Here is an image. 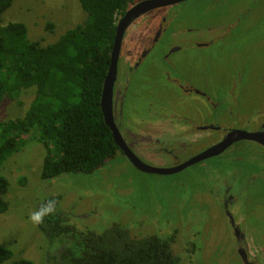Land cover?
Segmentation results:
<instances>
[{
    "label": "rangeland",
    "instance_id": "rangeland-1",
    "mask_svg": "<svg viewBox=\"0 0 264 264\" xmlns=\"http://www.w3.org/2000/svg\"><path fill=\"white\" fill-rule=\"evenodd\" d=\"M164 9L173 19V29L198 30L164 36L144 59L128 88L121 130L135 145L134 133L144 132L146 149L131 145L134 151L146 163L169 167L204 150L225 128L256 130L264 121V0H186ZM85 16L80 0H14L2 22H24L30 39L48 44ZM152 18L146 15L143 21ZM230 24L234 26L211 46L173 52L176 69L166 63L165 42L216 38L219 27ZM167 73L176 77V83L166 79ZM183 79L203 89L210 99L183 93L177 86ZM34 95V88H28L20 95L21 102L5 100L0 119L21 114ZM195 124L221 129L214 137L188 143L187 149L186 141H172L174 134ZM166 137L170 138L163 150L152 152L162 148ZM45 155L43 143L29 141L2 165L10 181L6 194L10 203L0 213V244L14 254L2 264L21 257L45 264L50 251L61 247V241L49 243L31 218L38 204L56 193L62 195V209L80 228L102 232L120 223L137 237L174 234L172 248L184 264H245L222 203V193L230 185V195L236 199L229 205L234 219L245 231L264 239V204L248 200L252 195L264 201V146L254 141L237 140L221 153L172 174L142 171L119 150L91 173L63 172L45 180L41 177Z\"/></svg>",
    "mask_w": 264,
    "mask_h": 264
},
{
    "label": "trees",
    "instance_id": "trees-1",
    "mask_svg": "<svg viewBox=\"0 0 264 264\" xmlns=\"http://www.w3.org/2000/svg\"><path fill=\"white\" fill-rule=\"evenodd\" d=\"M13 1L0 0V104L21 102L19 97L28 88H34L35 95L21 114L0 119V213L10 203L6 198L10 181L2 165L29 141L37 140L46 148L41 171L45 180L63 172L91 173L122 151L100 102L117 18L129 0H80L85 20L48 44L30 39L24 22L3 25L2 15ZM61 201L62 195L56 193L37 206L40 212L54 203V211L38 226L49 243L61 241L45 264H184L172 248L174 234L137 237L120 223L102 232L80 228ZM13 256L10 247L0 244V264ZM11 264L38 263L21 257Z\"/></svg>",
    "mask_w": 264,
    "mask_h": 264
},
{
    "label": "flooded vegetation",
    "instance_id": "flooded-vegetation-1",
    "mask_svg": "<svg viewBox=\"0 0 264 264\" xmlns=\"http://www.w3.org/2000/svg\"><path fill=\"white\" fill-rule=\"evenodd\" d=\"M144 0H129L128 6L124 12V14L127 12L128 9L134 7L139 2ZM186 0L173 2L170 4H162V2H166V0H160L159 3H161L159 6L154 7L141 15L137 16L135 19L132 20V22L128 25L126 28L122 40L120 49L118 52V59H117V72H116V79L114 82V96H113V114H114V120L122 134L123 139L126 141L128 146L134 151L133 147H137L138 150L141 148L146 149V147H143L144 144L147 142L148 136L144 132H136L134 133V136L136 138L137 144L135 145L134 142L132 144L130 143V138L123 135V132L121 130L122 125V115L124 112V106L126 103V98L128 96V88L131 85L132 82V76L134 72H136L140 65L143 63L144 59L149 56V54L156 48L157 44L160 43L164 36L165 38L172 37L173 34H180L181 36L189 35L188 32H194L198 29L196 28H190V27H183L181 29H173L171 24L173 22V19L169 17L168 12H165L164 8H168L174 5H178ZM163 9L161 13L158 14V11L160 9ZM120 14L117 18V22L119 19L124 15ZM146 15H152L153 18L150 22L146 23L143 21L144 16ZM162 16V18H160ZM140 18H142L140 21H138ZM230 25H224L220 26L218 29V36L215 38H209L207 40H201L197 38H189L183 40L181 42L173 41V42H165L166 47H164L165 52V61L167 64L171 66L172 69H176V65L173 64L174 60H171V55L175 51H183V50H189L190 47L194 46L197 48L201 47H208L211 46L217 38H222L233 26ZM183 33V34H181ZM116 35V34H115ZM167 40V39H165ZM113 49V48H112ZM112 55V51H111ZM166 79L170 82L176 83L177 79L176 77H172L169 73L166 75ZM178 88L182 90L183 93L188 95L189 93H195L204 96L208 100L210 99V95H208L207 92L203 91L200 87L196 86L195 84L188 82L183 79V82H180L178 85ZM121 117V118H120ZM264 121L262 124H260L256 130H246L248 132H259L263 129ZM221 129L220 126H215L213 124H195L191 129L185 130V133H180V135H175L172 139V141L180 140L181 142H185L184 149H187L190 144L193 141H196L198 138L204 139L206 137H211L213 133H217ZM211 132H210V131ZM234 130H242V129H224V134L222 133V136L218 138L215 142L210 144L208 147L215 145L219 142H221L230 132ZM245 130V129H243ZM113 134V132H112ZM126 134V133H125ZM127 135V134H126ZM178 136V137H177ZM215 135H213L214 137ZM164 138V137H163ZM170 137H166L165 141L163 142L162 148H156L152 150V152H155L157 154L158 150H163V147L166 144V141ZM240 140H248V141H254L261 146H263L260 142L254 140V139H240ZM160 143V141H159ZM188 144V145H187ZM233 144V143H232ZM229 145V147L232 146ZM135 145V146H132ZM161 147V145H160ZM167 147V146H166ZM208 147H206L204 150H206ZM155 148V147H154ZM227 148V149H228ZM122 150V149H121ZM202 150V151H204ZM141 151V150H140ZM202 151L198 153L191 154L188 156L184 161L188 160L189 158L200 154ZM123 154L124 151L122 150ZM135 152V151H134ZM173 152V151H172ZM136 153V152H135ZM137 154V153H136ZM159 154V153H158ZM138 155V154H137ZM147 156H150V154H146ZM139 156V155H138ZM127 157V156H126ZM140 157V156H139ZM177 158L178 156L174 154V158ZM141 158V157H140ZM173 157L170 156L171 160ZM205 160V159H204ZM202 159V161H204ZM201 161V160H200ZM199 162V161H198ZM179 164V163H177ZM174 164L173 166L177 165ZM254 179V178H253ZM232 193L230 189V185H226V189L222 193V203L224 205V210L226 211V214L228 216L229 222L231 224V231L233 232V236L235 238V243L237 246L238 254H240V258L243 259L245 264H264V239L259 237L256 238L252 234H250L248 231H245V228L243 225L239 222H237L234 219L233 213L229 209V205L235 201L236 199L232 197L230 194ZM249 203H254L257 206H261V203L264 204V201H259L260 199L253 198L252 195L249 196ZM224 201V202H223ZM248 228V227H247ZM261 259V260H260Z\"/></svg>",
    "mask_w": 264,
    "mask_h": 264
},
{
    "label": "water",
    "instance_id": "water-1",
    "mask_svg": "<svg viewBox=\"0 0 264 264\" xmlns=\"http://www.w3.org/2000/svg\"><path fill=\"white\" fill-rule=\"evenodd\" d=\"M160 0H144L139 2L134 7L127 10V12L119 19L116 26V35L114 37V44L111 55V63L103 84V91L101 96V109L104 115L106 124L113 132V138L117 145L124 151L127 158L140 170L145 172L153 173H162V174H172L178 172L187 166L194 164L202 159L217 155L222 151L226 150L229 145L233 142L250 138L260 142L264 146V125L263 129L259 132H248L246 130H234L230 132L221 142L208 147L206 150L202 151L200 154L195 155L188 160L181 162L175 166H155L149 163H146L142 160L126 143L123 139L122 134L114 120L113 114V96H114V82L116 79L117 72V59L118 52L121 45L122 36L128 27V25L135 19L137 16L142 13L159 6ZM182 0H166L162 4H170L173 2H178Z\"/></svg>",
    "mask_w": 264,
    "mask_h": 264
},
{
    "label": "clouds",
    "instance_id": "clouds-1",
    "mask_svg": "<svg viewBox=\"0 0 264 264\" xmlns=\"http://www.w3.org/2000/svg\"><path fill=\"white\" fill-rule=\"evenodd\" d=\"M54 211V203L49 202L46 207H44L40 212L34 213L32 215V220L36 223H40L44 215Z\"/></svg>",
    "mask_w": 264,
    "mask_h": 264
}]
</instances>
